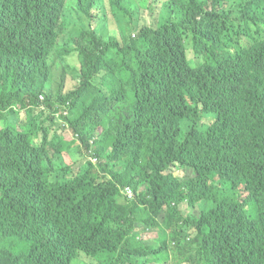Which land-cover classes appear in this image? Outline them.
<instances>
[{"label": "trees", "instance_id": "obj_1", "mask_svg": "<svg viewBox=\"0 0 264 264\" xmlns=\"http://www.w3.org/2000/svg\"><path fill=\"white\" fill-rule=\"evenodd\" d=\"M65 2L0 0V264H264V0Z\"/></svg>", "mask_w": 264, "mask_h": 264}, {"label": "rangeland", "instance_id": "obj_2", "mask_svg": "<svg viewBox=\"0 0 264 264\" xmlns=\"http://www.w3.org/2000/svg\"><path fill=\"white\" fill-rule=\"evenodd\" d=\"M78 0H67L66 2V15L72 16V18H67V22L69 25L74 26L77 32L87 29V25L91 23L93 25V28H96L97 26V33L101 36H115V38L121 43V35L120 30L125 32L127 36L132 35V28L129 25L131 17L128 14L123 13L120 10H115L116 17L113 14L112 8L110 4L104 8L103 13L101 16H98L97 14V7H93L89 11L90 15L93 16V18L88 19L87 17H84L83 19H78L77 11H76V3ZM133 3V6L131 8V12L134 14V21L137 22V24L140 25H148L152 22H154L155 18L157 17L159 13V9L152 8L153 1L155 0H131ZM87 3V1H84V4ZM103 14H106V18L103 16ZM69 29L66 31L68 32ZM243 44H247V40H242ZM52 70V74L48 75V81H46V76L43 74H39L37 79L38 84L39 82H45L41 87H43L45 90L52 88L53 84L55 82V87H57L58 83L64 84V89L66 88H72L76 84L70 82L67 78V75L65 71L60 68L56 67V65L52 66L50 68ZM57 71V73H56ZM59 72V73H58ZM73 72V71H70ZM65 73V75H64ZM42 100L45 99V95L43 97L40 96ZM20 117L25 116V110L24 109H18V106L15 107ZM14 115L6 112L4 117L0 119V130L6 126V125H12L15 122V119L13 117ZM67 139H69L67 137ZM178 176L182 175V171L177 172ZM184 175V173H183ZM193 214H199V210L197 209L195 213ZM250 216H252V213H250ZM87 257L80 255L79 261L78 259L75 260L74 264H81L82 262H86ZM80 262V263H79Z\"/></svg>", "mask_w": 264, "mask_h": 264}, {"label": "clouds", "instance_id": "obj_3", "mask_svg": "<svg viewBox=\"0 0 264 264\" xmlns=\"http://www.w3.org/2000/svg\"><path fill=\"white\" fill-rule=\"evenodd\" d=\"M66 2H67V0H66ZM66 2H65L64 9H66ZM90 10H91V9L88 8V6H86V5H82V6L80 7L79 10H76V11H77V15H78V19H83L84 17H87V18L91 17V15H90V13H89ZM82 31H83V30L79 31V33L82 32ZM115 40H117V39L115 38ZM19 108H20V107H19ZM19 108H18V109H19ZM15 111H16L15 108H12V109H10V110H8V111H5V110H4V112H3V114H2V118L4 117V115H5L6 112H8V113H10V114H13ZM130 190H131V189H130ZM125 194H127V193H125Z\"/></svg>", "mask_w": 264, "mask_h": 264}, {"label": "built area", "instance_id": "obj_4", "mask_svg": "<svg viewBox=\"0 0 264 264\" xmlns=\"http://www.w3.org/2000/svg\"><path fill=\"white\" fill-rule=\"evenodd\" d=\"M125 193L130 194L131 193L130 188H126Z\"/></svg>", "mask_w": 264, "mask_h": 264}]
</instances>
